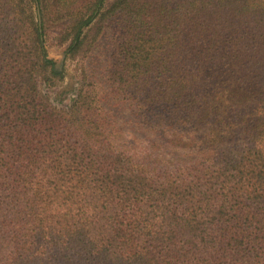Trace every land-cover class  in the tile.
I'll use <instances>...</instances> for the list:
<instances>
[{
    "label": "trees",
    "instance_id": "1",
    "mask_svg": "<svg viewBox=\"0 0 264 264\" xmlns=\"http://www.w3.org/2000/svg\"><path fill=\"white\" fill-rule=\"evenodd\" d=\"M107 3L0 0V264H264V0Z\"/></svg>",
    "mask_w": 264,
    "mask_h": 264
},
{
    "label": "rangeland",
    "instance_id": "2",
    "mask_svg": "<svg viewBox=\"0 0 264 264\" xmlns=\"http://www.w3.org/2000/svg\"><path fill=\"white\" fill-rule=\"evenodd\" d=\"M112 1L113 0H107V4H110ZM54 37V35H49L45 45L48 56L59 64L63 56L62 54L64 53L65 45L58 44V40ZM111 40V35H109V37L107 35L106 38H103L100 41L98 48L93 51L94 57L91 56L90 52L84 54L83 51L75 53L68 59H65L64 57V76L56 81V85L52 90L53 94L51 93L52 102L58 106H68L70 100L69 98L78 85L77 77L81 75L82 66L88 64L89 58L98 61L93 65L94 72L96 73V70L97 72H102L103 67L108 64L107 60L109 53L107 52L109 50ZM105 72L106 70L103 71V73Z\"/></svg>",
    "mask_w": 264,
    "mask_h": 264
},
{
    "label": "water",
    "instance_id": "3",
    "mask_svg": "<svg viewBox=\"0 0 264 264\" xmlns=\"http://www.w3.org/2000/svg\"><path fill=\"white\" fill-rule=\"evenodd\" d=\"M36 16H37V22H38V25H40L41 23V19H40V14H39V10L37 9L36 10ZM62 59L60 60V63H59V66L62 64L63 60H64V57H65V53L62 54Z\"/></svg>",
    "mask_w": 264,
    "mask_h": 264
}]
</instances>
